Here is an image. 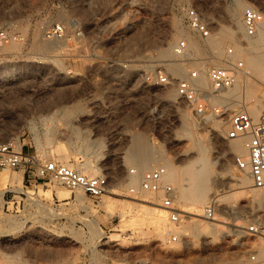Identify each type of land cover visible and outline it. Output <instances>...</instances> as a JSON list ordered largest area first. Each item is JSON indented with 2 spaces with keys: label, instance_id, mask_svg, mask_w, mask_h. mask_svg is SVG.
<instances>
[{
  "label": "rangeland",
  "instance_id": "1",
  "mask_svg": "<svg viewBox=\"0 0 264 264\" xmlns=\"http://www.w3.org/2000/svg\"><path fill=\"white\" fill-rule=\"evenodd\" d=\"M242 1L243 8L255 6L264 17V0ZM189 8L203 14L212 32L220 28L230 33L219 58L212 60L216 47L185 25ZM238 8L236 0H0V29L7 33L0 41V142L16 144L35 155L38 163L54 158L78 168L89 161L97 172H83L110 178L109 191L94 200L82 190L37 178L27 166H0V190L5 191L0 196V264L241 263L256 244L248 225L261 216L264 205L249 201L256 186L241 182L243 170L236 166L238 154L232 147L239 138H226L227 124L221 126L222 132L216 130L220 126L212 129L213 116L201 120L178 101L174 86L148 85L140 75L149 67L171 71L176 61L172 44L180 37H187L190 47L185 72L197 64H225L227 47L234 46L231 58L239 66L234 85L221 100L230 98L235 107L254 101L259 106L264 61L254 68L251 58L264 60V33L256 43L259 31L253 36L230 32L231 16L243 23L244 9ZM56 24L64 26V36L48 35ZM147 63L152 65L146 67ZM205 87H210L208 81ZM66 105L75 112L70 110L67 116ZM96 105L113 111L94 113ZM185 107L197 119L193 140L186 133L190 128L183 117ZM77 132L81 141L67 146V138ZM140 138L161 157L141 169L131 160L137 155L134 142ZM114 141L118 142L110 143ZM195 142L207 148L180 154L193 149ZM203 155L210 162L212 182L208 196L197 202L183 197L189 189L184 167ZM169 159L171 168L165 164ZM159 164L167 167L184 213L179 222H172L166 211L165 229L134 202L146 198L161 204L160 198L130 190L140 184L139 173H129L131 168L141 172ZM15 174H22L21 181L9 179ZM5 177L7 190L2 184ZM31 188L40 201L29 196ZM108 197L111 208L104 204ZM209 205L225 232H209ZM186 226L191 227L185 230Z\"/></svg>",
  "mask_w": 264,
  "mask_h": 264
},
{
  "label": "built area",
  "instance_id": "2",
  "mask_svg": "<svg viewBox=\"0 0 264 264\" xmlns=\"http://www.w3.org/2000/svg\"><path fill=\"white\" fill-rule=\"evenodd\" d=\"M263 14L252 5L244 8L242 20L247 36L257 33L262 22ZM185 25L197 33L201 38L207 39L211 32L209 22L204 19L203 14L196 8H189L186 12ZM65 28L62 24L48 31L50 37H62ZM7 38L5 30L0 29V41ZM174 60L186 62L191 59L189 56V41L187 37H180L172 44ZM227 58L225 64L219 65H193L184 74L176 75L168 68H150L151 63L145 64L149 67L141 72L142 80L145 84L155 83L164 86H174L176 98L184 102L202 120L205 116H213L221 119L228 125L225 136L228 139L246 137L248 156H236L235 162L239 169H247L253 178L256 187L264 191V97L260 100V111L254 116L247 108L246 104L233 106L230 100L222 101L225 94L234 85L239 64L233 62L231 56L235 54L234 46L227 47ZM174 61V62H176ZM172 63V62H171ZM202 73L205 74L210 87H202L198 80ZM94 113H105L113 109L94 106ZM118 141L110 142L116 143ZM27 166L31 173L37 178L46 180H56L72 190H82L94 200L102 199V196L109 191L110 178L107 174L92 175L81 171L54 158L38 163L35 155L25 153L12 142H0V166L18 168ZM131 174L139 173V187L132 186L131 191L140 194L142 192H152L160 198L161 206L168 210L169 218L172 222H179L183 214L178 206L177 188L169 180L167 167L159 164L139 172L136 168H131ZM155 195V196H156ZM207 216L214 217L213 205L206 208ZM248 231L252 234L256 244L242 259L240 264H264V218L254 219L248 225ZM175 237V236H174Z\"/></svg>",
  "mask_w": 264,
  "mask_h": 264
},
{
  "label": "bare ground",
  "instance_id": "3",
  "mask_svg": "<svg viewBox=\"0 0 264 264\" xmlns=\"http://www.w3.org/2000/svg\"><path fill=\"white\" fill-rule=\"evenodd\" d=\"M236 3L240 7V9H241V7L243 8L244 3H243L242 0H236ZM235 7H237V6H235ZM233 11L234 10H232V12ZM204 19H205V17H204ZM230 21H231V25H230L231 26V29L229 30L230 32L234 33L235 35L238 34V33H240V32H242V33L245 32L244 24L241 22L240 19L235 18V16H231V20ZM258 31H259V33L261 35L258 34L259 36L257 35V38H255V42L256 43H259L260 42V40L262 38L260 36H262V34L264 33V17L262 19V22H261L259 28H258ZM229 35H230L229 32L222 31L220 28H219V30H217L215 32H211V34L207 38V40H208L209 44L211 43V44H213L216 47L215 48V52L216 53L214 55H212V58L213 59L210 56V58L212 60H215L217 57L219 58L220 46H221V44L223 42V39L225 38V36H229ZM165 52H167V51H165ZM263 61H264L263 59L261 60V59H259V57L257 55H255V56H253L251 58V65L254 68H260L261 65H262L261 63ZM184 63L185 62H181V61L180 62L173 63V66L170 68L171 71H172V73H176V74L180 73L181 74V71H184L185 70ZM186 69H187V67H186ZM203 75L204 74H202L201 78L198 80V83L202 87H205L206 84H207V81H206L207 79H205V77ZM168 94L170 95V94H172V92H168ZM225 96H227V95H225ZM222 99L224 100V98H222ZM225 99H226V97H225ZM236 100H237V98L234 97V98L231 99V102L232 103H235ZM73 104L74 105H77L75 103H73ZM71 105H72V103H71ZM71 107H69V105H66L64 107V109L63 108L62 109H63V111L65 110V113H67L68 111L72 110ZM247 108L250 110V112L254 116H257L258 115V113H259V106H258V103L257 102L254 101L251 104L249 103V105L247 106ZM74 110H72V111H74ZM183 111H185V114L183 115V117L186 120L185 123L190 128L189 131H187L186 133H187L188 137L193 140L194 130H195L194 127L196 125L197 119L191 113H188L189 110L187 108H186V110L183 109ZM70 113H71V111H70ZM67 116H68V113H67ZM63 117L66 118V116H63ZM206 117H208V116H205L204 118H206ZM219 122L221 123L222 120L220 119V121H219V119H215V118L212 117L211 120H210V126H211V128L212 129H216L219 126L221 128V126H223L224 123L220 124ZM220 128H218L216 130L218 132H222V128L221 129ZM81 138H82V136L80 135L79 132H77V134H76V136L74 138H70V137L67 138L65 144L67 146L77 145L78 142L81 141ZM181 138H184V137H181ZM90 139H91V137L86 138L84 140V145L86 147H89L88 143H89ZM176 139L179 140V138H177V137H176ZM231 140H233V139H231ZM246 141H247V138L246 137H239V141H237L235 143L234 142L232 143L233 150L236 151L238 155H240V156H242L244 158H246L248 156V147L246 145ZM134 145L138 146L137 147V150H136L137 155H135V156L133 155V157L131 158V160L137 162L138 163L137 164L138 165V168H140V169L141 168H145V167H149V162L150 161H157L158 159L161 158L157 154L158 151L156 152V150H154L153 148L149 147V143L146 140H144V139H141V138L140 139H136L135 142H134ZM206 148L207 147L202 142H200V143L199 142H195V145H194L193 149L191 147L185 148V149L182 150V152L180 154L189 155V154H191L193 152L194 149H197V151L198 150L199 151H202V150H205ZM136 152H135V154H136ZM165 164L169 168L173 167V163L171 162L170 159H169V161H166ZM84 165H85L84 167H78V169H80L81 171H87V170L89 171L90 170L91 173H96L97 172L94 169V166H92L93 164L89 163V161H87ZM184 169H185V172H186L185 179L187 180L186 183L188 184L189 189H187V191H186V193H185V195L183 197L185 198L187 196H191V199H194V201H197V202H201L202 201L203 202L205 200V198L208 196V193L210 192V185H211V182H212L211 179H210L211 178V174H210L211 173V170H210L211 169V165H210V162H209L208 158L206 157V155L205 156L203 155V156L197 158L194 161H190V163H188L184 167ZM241 171H242L241 182L243 184L250 183L251 185L255 186L254 183H253V178H252L251 174L249 173V171L247 169H241ZM167 176H168V173H167ZM133 182H134V180H133ZM226 186H229V185H226ZM3 191L4 190H0V196L3 194ZM27 193L32 198H35V200L40 201V197L37 196V195H39V193L37 191H35L34 189H32V188L31 189H28L27 190ZM45 193H46V196L47 197L48 196H51V191L45 190ZM46 196H44V197H46ZM78 197H80V195H78ZM263 197H264L263 196V193H261L260 191H258L256 189V187H252L251 193L248 194L249 201H251L255 206H258V207H261L262 205H264V199H263ZM130 200L132 201L133 199H129V201ZM134 202L136 204L140 205V207L142 206L141 208H145L147 211L151 212L150 214H152L151 215L152 216V219H154L156 222H158L164 229L166 228V226L168 225L167 224L168 221H167V212L166 211H168V210L165 209V208H163L161 206V204L154 203L153 201H150L149 199H146V198L136 199V200H134ZM150 202H153V203H150ZM104 204H105V206L107 208H111V204H112L111 199H109V197H108ZM145 209H143V210H145ZM252 209H253V207H252ZM195 214H198L199 215L201 213H195ZM260 215L261 216H258L257 219L259 217L264 218V211ZM214 220H215V217H212V220H209L208 221L211 224V230L209 232H211V233H215V232H219V231L220 232H225L223 229H221V228L218 227V225H217L218 222H216ZM190 227L191 226H186V227H184V229L185 230L186 229H190ZM195 229L202 230V227L199 224L196 223L195 224Z\"/></svg>",
  "mask_w": 264,
  "mask_h": 264
},
{
  "label": "crops",
  "instance_id": "4",
  "mask_svg": "<svg viewBox=\"0 0 264 264\" xmlns=\"http://www.w3.org/2000/svg\"><path fill=\"white\" fill-rule=\"evenodd\" d=\"M9 179L12 180V181H15V182H17V181L19 182L22 179V174H15V175H13L11 177L9 176ZM6 181H8V177L3 178V180H2L3 188H5V190L8 189V188H6L7 187V185L5 184Z\"/></svg>",
  "mask_w": 264,
  "mask_h": 264
}]
</instances>
